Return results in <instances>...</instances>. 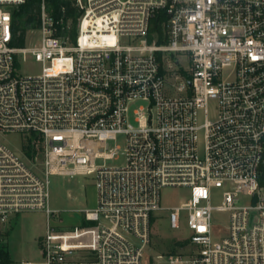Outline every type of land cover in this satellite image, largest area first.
I'll return each instance as SVG.
<instances>
[{"label":"built area","instance_id":"obj_1","mask_svg":"<svg viewBox=\"0 0 264 264\" xmlns=\"http://www.w3.org/2000/svg\"><path fill=\"white\" fill-rule=\"evenodd\" d=\"M26 2L0 0V133L26 141L0 142V264L24 212L47 230L41 261L21 264H146L166 188L189 191L167 218L187 249L152 264H264V0H77L75 43L41 0L40 39L19 48ZM30 55L42 69L23 75ZM79 175L96 208L52 226L50 178Z\"/></svg>","mask_w":264,"mask_h":264},{"label":"rangeland","instance_id":"obj_2","mask_svg":"<svg viewBox=\"0 0 264 264\" xmlns=\"http://www.w3.org/2000/svg\"><path fill=\"white\" fill-rule=\"evenodd\" d=\"M40 39L36 35L28 39L26 46H33ZM178 58L185 66L188 57L179 54ZM42 65L31 55L22 62L19 70L23 75L39 74ZM140 104L134 106L138 107ZM39 138V146H41ZM0 142L13 151L21 153L25 144L23 134H1ZM122 144V141H119ZM124 160H120V163ZM112 165V163H108ZM189 194L187 189L166 188L161 192L162 212L155 213L152 225V245L146 264H152L161 255L181 253L186 251L185 239L189 235L186 226L181 230L171 228L167 220L169 209L184 201ZM97 206V191L93 176L79 175L75 177L52 176L50 178V209L54 211L51 219L52 226L70 228L78 225L85 211L95 209ZM224 225H228L224 222ZM220 228L219 226H216ZM47 230V216L43 212H24L10 217L4 227V243L6 245L9 262L6 264H21L22 262L41 261V240ZM181 243V244H178Z\"/></svg>","mask_w":264,"mask_h":264},{"label":"trees","instance_id":"obj_3","mask_svg":"<svg viewBox=\"0 0 264 264\" xmlns=\"http://www.w3.org/2000/svg\"><path fill=\"white\" fill-rule=\"evenodd\" d=\"M48 11L59 18H64L65 24L60 27L59 36L69 38L70 42L75 43L78 36V19L82 11L77 6V0H46ZM41 0H27L26 4L19 7L13 14V45L24 47L27 43V35L30 30L36 29L40 23ZM163 33L162 26L154 21L151 34ZM28 141L25 146L26 153L31 156L32 145ZM180 244V243H178ZM2 258L9 262L8 253L3 251Z\"/></svg>","mask_w":264,"mask_h":264}]
</instances>
